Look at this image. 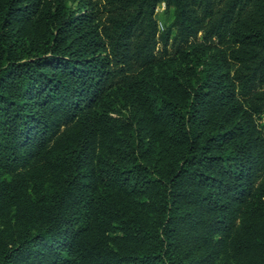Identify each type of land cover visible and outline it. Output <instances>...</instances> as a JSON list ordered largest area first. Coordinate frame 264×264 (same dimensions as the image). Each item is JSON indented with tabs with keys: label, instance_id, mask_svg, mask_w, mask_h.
<instances>
[{
	"label": "trees",
	"instance_id": "obj_1",
	"mask_svg": "<svg viewBox=\"0 0 264 264\" xmlns=\"http://www.w3.org/2000/svg\"><path fill=\"white\" fill-rule=\"evenodd\" d=\"M254 115L264 0H0V264H264Z\"/></svg>",
	"mask_w": 264,
	"mask_h": 264
},
{
	"label": "rangeland",
	"instance_id": "obj_2",
	"mask_svg": "<svg viewBox=\"0 0 264 264\" xmlns=\"http://www.w3.org/2000/svg\"><path fill=\"white\" fill-rule=\"evenodd\" d=\"M158 6H159L158 10L153 12V14H154V18L161 26L159 30H162V28H164V26L170 21L171 8H169V11H164V7L161 8L160 4H158ZM199 38H200V33H197L196 39L199 40ZM172 52L173 51L171 47H168L165 55L159 54V56H157L159 58V65L155 67L152 73L153 76H163L166 80H171L172 77L170 76H172L175 73L176 69H179L178 64L177 62H175L173 63L172 66H167V63L166 62L164 63V61L166 60V58L172 56ZM253 118L255 119L257 125L264 123V116L254 115ZM164 154L165 151L161 153H157L155 150L149 149L144 153V157L147 160L152 161L154 158H157L158 155L163 156Z\"/></svg>",
	"mask_w": 264,
	"mask_h": 264
},
{
	"label": "built area",
	"instance_id": "obj_3",
	"mask_svg": "<svg viewBox=\"0 0 264 264\" xmlns=\"http://www.w3.org/2000/svg\"><path fill=\"white\" fill-rule=\"evenodd\" d=\"M158 4H160V7H161V8L164 7V3H163V2H160V3H158ZM158 4L155 5L153 12H155V11L158 10V7H159ZM156 24H157V29L159 30V29L161 28V26H160V24H159L157 21H156Z\"/></svg>",
	"mask_w": 264,
	"mask_h": 264
}]
</instances>
